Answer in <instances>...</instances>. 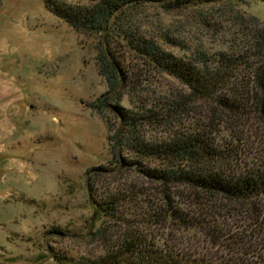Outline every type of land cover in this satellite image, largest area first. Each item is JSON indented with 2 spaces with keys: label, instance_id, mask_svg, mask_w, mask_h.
Instances as JSON below:
<instances>
[{
  "label": "trees",
  "instance_id": "1",
  "mask_svg": "<svg viewBox=\"0 0 264 264\" xmlns=\"http://www.w3.org/2000/svg\"><path fill=\"white\" fill-rule=\"evenodd\" d=\"M213 1L45 0L56 16L102 42L97 62L108 91L94 107L106 112L112 160L99 169H129L146 180L145 186L132 179L106 186L100 196L89 187L94 211L107 222L125 218L122 212L132 219L123 220L122 230L100 254L74 264H264V222L250 213L247 226L215 225L211 244L195 246L194 252L168 235L160 242L143 228L170 223L194 229L205 225L203 208L226 204L230 212L256 213L264 200V26L252 22L229 50L184 47L187 51L177 54L168 45L180 41L165 34L151 37L131 25L146 3L181 11ZM119 42L134 53L135 65L126 64L125 54L116 50ZM158 74L176 80L175 86L164 90L160 79L165 77L155 78ZM124 95L129 107L120 103ZM95 169L88 178L102 174Z\"/></svg>",
  "mask_w": 264,
  "mask_h": 264
},
{
  "label": "rangeland",
  "instance_id": "2",
  "mask_svg": "<svg viewBox=\"0 0 264 264\" xmlns=\"http://www.w3.org/2000/svg\"><path fill=\"white\" fill-rule=\"evenodd\" d=\"M252 22L264 26L262 0H215L181 11L146 3L131 25L151 37L165 34L180 41L168 48L182 54L184 47L229 50ZM100 44L99 35L75 30L45 0H0V264H74L80 257L93 258L115 239L123 220L132 219L122 212L125 218L107 222L91 201L89 187L100 196L106 186L125 180L146 182L129 169H99L112 160L106 112L94 107L108 91L98 69ZM116 50L125 54L126 64L137 63L122 42ZM142 74L148 76L146 70ZM175 82L168 76L160 79L164 90ZM120 103L129 107L128 96ZM93 168L102 174L88 178ZM222 205L203 208L205 225L194 229L170 223L143 228L160 242L168 235L169 241L194 252L195 246L211 244V231L222 221L225 227L245 225L250 213L264 222V200L256 213L230 212Z\"/></svg>",
  "mask_w": 264,
  "mask_h": 264
}]
</instances>
